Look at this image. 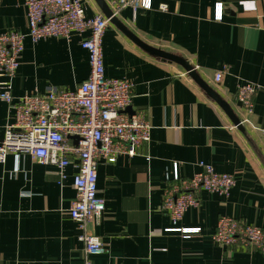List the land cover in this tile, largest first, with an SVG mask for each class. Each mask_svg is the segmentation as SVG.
I'll use <instances>...</instances> for the list:
<instances>
[{
	"label": "crops",
	"instance_id": "obj_1",
	"mask_svg": "<svg viewBox=\"0 0 264 264\" xmlns=\"http://www.w3.org/2000/svg\"><path fill=\"white\" fill-rule=\"evenodd\" d=\"M26 0H0V33H28ZM222 6V18L218 17ZM86 17L103 14L95 0H83ZM161 7H166L161 9ZM102 40L108 78L134 84L127 113L145 116L151 139L135 157H119L98 169V193L106 201L91 231L106 246L93 264H264V251L213 240L221 217L264 233V0H152L151 9L125 8ZM81 37H27L12 79L14 97L56 88L74 90L90 75ZM133 38L187 61L239 119L229 114L181 65L142 49ZM226 67L222 83L216 71ZM257 86L250 113L239 101L241 85ZM10 110L0 102V143ZM234 175L227 198L197 193L199 205L179 224L163 211L174 163L182 178L199 163ZM75 170L62 180L57 169L28 156L0 163V264H84V245L70 216L76 198ZM199 228L186 238L172 228Z\"/></svg>",
	"mask_w": 264,
	"mask_h": 264
},
{
	"label": "built area",
	"instance_id": "obj_2",
	"mask_svg": "<svg viewBox=\"0 0 264 264\" xmlns=\"http://www.w3.org/2000/svg\"><path fill=\"white\" fill-rule=\"evenodd\" d=\"M114 17L125 8L151 9L152 0H104ZM28 33L11 30L0 33V102L10 110L5 136L0 143V163L7 157L28 156L36 163L54 167L62 180L73 168L76 198L70 216L77 224V239L84 245V264L106 252L103 241L91 224L106 210V201L98 193V169L114 164L119 157H135L151 139L152 126L144 115L127 113L132 105L134 84L127 79L108 78L105 73L102 40L110 27V18L99 14L88 19L83 0H26ZM166 7H161L165 9ZM222 6L218 5V17ZM73 33L84 37L81 46L89 54L90 75L74 90L52 88L45 93L14 97L12 79L20 66L27 37L33 42L48 38L70 39ZM227 68L216 71L214 82L222 83ZM257 86L245 83L238 99L248 112L254 108ZM264 135V129H262ZM200 171L182 178L174 163L172 184L165 190L163 211L175 225L186 212L199 205L197 193L205 191L227 198L236 183L234 175L217 173L211 165L199 163ZM188 238L199 228H172ZM213 240L226 248L257 247L264 251V233L255 226L228 216L220 218Z\"/></svg>",
	"mask_w": 264,
	"mask_h": 264
},
{
	"label": "water",
	"instance_id": "obj_3",
	"mask_svg": "<svg viewBox=\"0 0 264 264\" xmlns=\"http://www.w3.org/2000/svg\"><path fill=\"white\" fill-rule=\"evenodd\" d=\"M95 1L98 4V6L100 7V9L102 10V12L104 13V15L107 18L111 19L110 22L112 24L119 25L117 17L113 16V14H112L110 8L108 7V5L106 4V2L104 0H95ZM133 39L142 49H144L148 53L155 55V56H158L164 60H168V61L177 63V64L181 65L182 67H184V69H186L187 73L196 81V83H198V85H200V87H202L204 89V91H206V93L212 99H214L229 114V116L233 120L235 126L239 130L244 131V127L242 126V123L233 114V112L229 109V107L226 105V103L223 102L222 99L218 96V94L200 78L197 71L187 61H185L182 58H180L176 55H173L171 53H167V52H164L162 50L150 47V46L144 44L143 42L139 41L137 38H133Z\"/></svg>",
	"mask_w": 264,
	"mask_h": 264
}]
</instances>
